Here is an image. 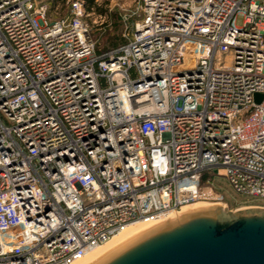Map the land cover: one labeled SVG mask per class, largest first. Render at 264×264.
Masks as SVG:
<instances>
[{"label":"built area","instance_id":"obj_1","mask_svg":"<svg viewBox=\"0 0 264 264\" xmlns=\"http://www.w3.org/2000/svg\"><path fill=\"white\" fill-rule=\"evenodd\" d=\"M133 2L99 56L85 0H0V264H72L215 176L264 199V0Z\"/></svg>","mask_w":264,"mask_h":264},{"label":"water","instance_id":"obj_2","mask_svg":"<svg viewBox=\"0 0 264 264\" xmlns=\"http://www.w3.org/2000/svg\"><path fill=\"white\" fill-rule=\"evenodd\" d=\"M89 264H264V208L197 210L139 233Z\"/></svg>","mask_w":264,"mask_h":264},{"label":"rangeland","instance_id":"obj_3","mask_svg":"<svg viewBox=\"0 0 264 264\" xmlns=\"http://www.w3.org/2000/svg\"><path fill=\"white\" fill-rule=\"evenodd\" d=\"M44 1L50 6L52 13L51 15L53 18L64 17L69 12L66 5L67 0ZM85 1L87 2V0ZM135 7L136 6L133 0H96V3L92 7H89L95 11V17L88 21V23L91 26L92 35L99 50H103V48L112 38L122 37L124 40H127L124 37L126 25L129 24L127 19L129 20L128 16L130 15V11H134ZM56 8H58V11L55 15L53 14V11H55ZM96 17L99 20L98 24H94ZM238 23H242L241 17L238 18ZM230 62L231 59L226 61L228 65ZM204 187V191L209 193L210 187ZM213 187L214 190L213 194L211 193V201H203L194 206H206L208 208L223 207L226 208L227 211H231L233 213L237 210L248 208H264V199L238 194L235 192L230 182L226 178L215 176L213 180ZM213 195H215L218 199L213 200ZM220 198H223L224 200H221ZM186 208L189 209V207Z\"/></svg>","mask_w":264,"mask_h":264},{"label":"bare ground","instance_id":"obj_4","mask_svg":"<svg viewBox=\"0 0 264 264\" xmlns=\"http://www.w3.org/2000/svg\"><path fill=\"white\" fill-rule=\"evenodd\" d=\"M208 207L206 206H193V207H189V209H183L182 212L177 214H174L172 216H170L167 220L161 222V223H155V224H146V223H140V224H135L130 226L129 228H127L126 230H124L123 232H121L120 234L116 235L110 242H108L106 245V247L101 246L98 247L96 249H94L92 252L86 254L85 256L77 259L76 261H74L72 264H89L91 263L94 259H96L98 256H100L102 253H104L105 251L116 247L124 242H126L127 240H129L130 238L134 237L135 235L145 232V231H149V230H153L156 229L180 216L192 213L194 211L197 210H202V209H206ZM177 215V216H176Z\"/></svg>","mask_w":264,"mask_h":264},{"label":"trees","instance_id":"obj_5","mask_svg":"<svg viewBox=\"0 0 264 264\" xmlns=\"http://www.w3.org/2000/svg\"><path fill=\"white\" fill-rule=\"evenodd\" d=\"M95 3H96V0H87V6L88 7H92ZM125 44H126V40H124L122 37L112 38L109 40V42L103 48V50H99V48H97V46H96V52H97V55L103 56L109 52H112L116 49H119L120 47H122Z\"/></svg>","mask_w":264,"mask_h":264}]
</instances>
